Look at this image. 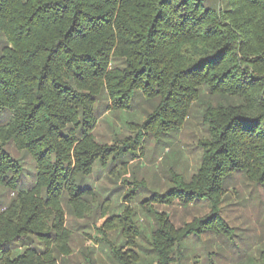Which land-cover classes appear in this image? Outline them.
<instances>
[{"label":"trees","instance_id":"trees-1","mask_svg":"<svg viewBox=\"0 0 264 264\" xmlns=\"http://www.w3.org/2000/svg\"><path fill=\"white\" fill-rule=\"evenodd\" d=\"M136 99L150 111L135 136L97 142L98 116ZM191 117L204 132L200 165L152 199L206 200L211 210L177 229L153 211L159 229L152 226L150 243L160 264L174 260L181 235L214 218L232 176L264 188V0H0V184L21 177L10 147L36 168L35 184L0 210V264L71 256L63 201L76 218L98 209L108 216L101 235L119 231L117 239L139 248L130 210L110 215L111 202L76 187L74 175L88 174L103 153L124 158L149 134L181 130ZM121 249L111 252L122 259L131 250ZM255 263L264 264V251Z\"/></svg>","mask_w":264,"mask_h":264},{"label":"rangeland","instance_id":"rangeland-1","mask_svg":"<svg viewBox=\"0 0 264 264\" xmlns=\"http://www.w3.org/2000/svg\"><path fill=\"white\" fill-rule=\"evenodd\" d=\"M149 111L148 104L136 99L128 110H113L99 115L93 134L95 140L112 146L123 137L133 138L137 132L135 127L144 121ZM203 135L198 118L191 117L181 130H169L157 137L149 134L146 140L140 141L139 149H128L124 158L116 153H103L102 162L95 161L88 174L74 175L76 187L92 189L100 195L99 201L111 202L110 215H120L125 208L130 210L132 215L128 224L133 226V231L137 230L135 242L139 248L126 246L127 238L117 239L119 231H106L107 236L101 235L99 228L108 216H101L98 209L88 216L76 218L69 215L63 201L66 225L71 231L72 252L69 257L61 256L63 259L59 263L160 264L159 256L150 243L152 226L159 229L153 211L166 214L177 229L209 214L211 210L210 202L206 200L183 205L178 200L165 204L152 199L188 181L197 170L202 157L197 143ZM9 153L22 165V173L15 184H0V210L13 194L30 189L36 182L32 157L14 147L9 148ZM82 177L83 182L79 183ZM230 179L229 188L220 196L214 218L180 236L174 249V260L169 264H256L255 260L264 251V188H255L239 175ZM114 247L122 248L124 252L129 248L138 251V258L128 257L131 250L126 257L116 258L111 252Z\"/></svg>","mask_w":264,"mask_h":264}]
</instances>
